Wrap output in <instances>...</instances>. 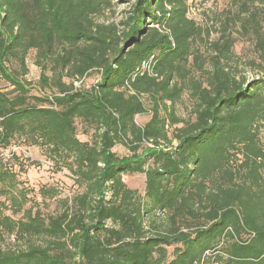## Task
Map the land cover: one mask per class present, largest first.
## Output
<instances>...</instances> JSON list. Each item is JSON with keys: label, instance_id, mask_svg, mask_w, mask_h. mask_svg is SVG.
<instances>
[{"label": "trees", "instance_id": "trees-1", "mask_svg": "<svg viewBox=\"0 0 264 264\" xmlns=\"http://www.w3.org/2000/svg\"><path fill=\"white\" fill-rule=\"evenodd\" d=\"M120 1L129 10L108 23L99 20L113 0H0V81L10 88L0 87V264H264V75L246 84L233 73L235 19L209 42L189 17L198 0ZM255 4L264 0L244 4L238 26L264 60ZM206 43L210 69L194 78ZM33 51L39 96L25 78ZM144 62L157 77L134 78ZM94 71L97 83L76 88ZM185 93L191 120L176 113ZM18 144L69 173L73 190L56 215L28 206L15 170L25 165L13 153V170L3 156ZM136 174L146 176L144 196L125 183ZM36 192L45 201L65 190Z\"/></svg>", "mask_w": 264, "mask_h": 264}, {"label": "rangeland", "instance_id": "rangeland-1", "mask_svg": "<svg viewBox=\"0 0 264 264\" xmlns=\"http://www.w3.org/2000/svg\"><path fill=\"white\" fill-rule=\"evenodd\" d=\"M114 11L105 12L100 18V22L108 23H120L125 17V12L129 10L128 4L121 3L120 0H113ZM250 0H208L207 2L198 0L189 17L195 20L203 28L210 30L209 42L218 41L223 36V28L227 21H235L229 27L226 35H231L232 39L235 41L234 46V57L230 62V66L233 73L237 76L238 80L244 83H249L254 79H258L264 75V60L255 48L253 32L245 33L242 28L238 26L240 20H244L247 17V12H245L244 4H249ZM256 7H251L250 9L263 8L262 5L255 4ZM263 14L261 13V16ZM262 21V18H260ZM200 53L203 56L200 64H203L202 71L199 70L195 62H191L190 70L192 71V77L201 78L203 77V71L210 69V47L209 43L202 44L200 46ZM29 72L26 75V80L32 86L33 95L39 96L38 91L46 92L41 84V67L36 60V52H31L27 59ZM48 76L51 73L48 72ZM100 79V74L98 71H94L88 76L79 87L76 88H90L93 84L97 83ZM66 82H71V78H65ZM81 82V81H79ZM0 87L8 91V85L0 81ZM44 90V91H43ZM41 94V93H40ZM193 102L190 98L189 93H185L182 101L176 105V113L178 116L185 120H191L193 118ZM150 114L137 116L136 122L142 126L150 119ZM78 134L83 139L86 140V135L84 133L85 127L80 121H77ZM260 139L261 146L264 149V125L260 129ZM15 153L23 164L24 169L21 167L15 168L19 175V181L21 182L20 188H27L29 196L32 198L31 203L28 206H34V210H39L44 216L48 217L50 215H56L59 212L60 205L59 200L69 196L73 190L72 181H70V175L67 171L61 173H56L52 169V165L47 161L46 157L43 155L41 149L32 146H26L18 144L7 151L3 152L4 158L7 160L11 159V155ZM117 153L120 155L127 154V148L124 146L117 147ZM9 165L11 168L15 162L9 160ZM240 163L234 161L232 164V170L235 172L238 170ZM262 176L264 178V161L262 162ZM125 183L129 188L139 191L143 196L146 191V176L144 174L127 175L125 176ZM48 186L49 188H59L63 186L65 192H61L60 196L54 200H43L41 196L36 192L40 188ZM36 190V191H34ZM4 197L0 195V209ZM7 214H12L11 211H7ZM20 215L15 218H19ZM13 244V241L8 239L6 243Z\"/></svg>", "mask_w": 264, "mask_h": 264}, {"label": "built area", "instance_id": "built-area-1", "mask_svg": "<svg viewBox=\"0 0 264 264\" xmlns=\"http://www.w3.org/2000/svg\"><path fill=\"white\" fill-rule=\"evenodd\" d=\"M146 73L150 76L157 77V74L154 73V67H153L152 62H144L142 64L141 69L138 71V73L135 75L134 78H136V76H138V75H144ZM80 83H82V82H79V81L75 82V86L79 87ZM149 146L153 147L150 144H149Z\"/></svg>", "mask_w": 264, "mask_h": 264}]
</instances>
